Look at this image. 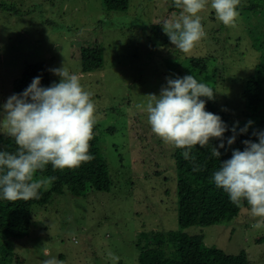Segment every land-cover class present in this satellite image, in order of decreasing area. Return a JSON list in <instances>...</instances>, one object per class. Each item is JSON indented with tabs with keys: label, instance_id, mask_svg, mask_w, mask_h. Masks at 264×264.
Instances as JSON below:
<instances>
[{
	"label": "rangeland",
	"instance_id": "374dc122",
	"mask_svg": "<svg viewBox=\"0 0 264 264\" xmlns=\"http://www.w3.org/2000/svg\"><path fill=\"white\" fill-rule=\"evenodd\" d=\"M168 4L130 0L127 11L107 12L102 0H0V106L14 94V80L27 63L43 62L49 70L64 62L93 94L101 145L114 180L110 191L52 195L46 205H33L29 233L9 241L15 257L24 260L17 264H42L52 256L65 264H139L142 231L163 232L170 243L178 241L173 148L151 131L141 105L146 107L147 95L160 94L166 78L185 69L186 57H207L209 73L201 82L214 85L221 111L242 117L241 92L245 81L255 76L263 53L255 46L260 39L244 27L251 14L254 22L261 15L264 20V11H242L240 24L231 32L223 29L215 44L209 39L211 26L219 29L216 24L221 22L209 3L200 13L206 36L186 55L163 31L162 23L181 11H170ZM95 44L101 46L103 64L84 73L81 48ZM49 76L51 84L59 82L51 71ZM113 127L116 130L108 132ZM247 214L248 210L225 223L184 231L203 234L206 247L229 254L246 249L250 264H264V244L255 242L264 235V226L252 228L254 218ZM109 251L119 260L113 262Z\"/></svg>",
	"mask_w": 264,
	"mask_h": 264
},
{
	"label": "clouds",
	"instance_id": "9594fccd",
	"mask_svg": "<svg viewBox=\"0 0 264 264\" xmlns=\"http://www.w3.org/2000/svg\"><path fill=\"white\" fill-rule=\"evenodd\" d=\"M173 2L181 11L165 20L162 27L170 43L186 55L206 36L200 13L209 3L217 20L226 27H235L240 16L241 0ZM49 71L60 78L59 82L45 87L41 76L34 77L23 92L9 96L0 106V133L17 146L15 152L0 150V198L10 202L39 199L41 189L47 190L56 179L37 175L49 165L54 171L76 169L94 158L90 154L97 122L93 94L64 62ZM166 79L167 85L160 94L147 95L146 107L141 105L151 131L165 144L182 149L185 160H195L191 152L198 145L205 148L210 141L219 140V145L211 146L210 151L220 160L229 128L219 115L206 110L207 100L215 99L214 89L193 75ZM252 123L248 121L237 132V122L231 128L233 135L227 139V146L235 144L237 135L247 133ZM253 135L256 141L244 140L243 150L233 149L230 159L220 160L211 180L237 208H243L246 202L250 216L256 218L252 228L260 229L264 226V131H255ZM107 255L113 262L119 260L111 251ZM42 264L65 262L52 256Z\"/></svg>",
	"mask_w": 264,
	"mask_h": 264
},
{
	"label": "trees",
	"instance_id": "16d2710c",
	"mask_svg": "<svg viewBox=\"0 0 264 264\" xmlns=\"http://www.w3.org/2000/svg\"><path fill=\"white\" fill-rule=\"evenodd\" d=\"M169 2V10H177L174 7L173 0ZM105 11H127L130 6V0H102ZM247 10L249 13L264 11V0H241L238 11ZM106 12V13H107ZM108 14V13H107ZM215 15V11H212ZM251 14L247 19L244 31L249 33L259 42L255 46L263 51L259 55V62L256 65L255 76L247 79L241 92V100L244 106L243 116L235 118L226 111H221L217 106V99L207 100L206 110L219 115L228 125L229 131L225 133V148L220 149L222 155L220 160L231 158L232 150L239 148L243 150L244 140L256 141L253 135L255 131H264V43L260 37H264V20L262 15L255 20ZM262 19V20H261ZM215 20V17H212ZM239 20V18H238ZM236 25H239L238 22ZM253 21V22H252ZM219 29L211 28L212 42L219 43L221 40V32H231L233 27H226L223 23L217 22ZM221 25V26H220ZM215 26V27H216ZM157 28V27H156ZM154 30V28H153ZM262 32V34L259 33ZM156 34L155 30L153 32ZM259 51V52H260ZM184 62L185 69L174 74L173 79L177 76L193 75L199 81L209 73L210 58L207 57H186ZM190 58V59H188ZM82 72L89 73L98 70L103 64V52L98 44L85 46L81 48ZM187 73V74H185ZM41 76L42 86H50L49 70L45 63L34 62L27 63L24 73L21 77L14 80L13 93L19 94L23 92L32 82L34 77ZM216 93L214 85L209 84ZM248 121H252V125L248 128L247 133L237 135L235 144L231 147L227 146V139L233 133L231 128L238 122L239 128H243ZM96 122L94 128V137L90 142V154L94 157L90 162L82 164L76 169H65L63 171L53 170L49 165L46 170L37 175L55 176V181L47 190L41 189L40 198L30 201L10 202L0 198V264H16L23 263V259L16 254L13 247L9 244L11 239L24 237L29 233L31 224L33 223V205H46L52 195L83 196L87 190L110 191L113 186V178L109 170V165L101 145V137ZM116 130L114 127L108 132ZM142 140L143 137H141ZM160 142L161 140L158 139ZM158 141V142H159ZM219 140L210 141L209 146L205 148L197 147L192 149L191 155L195 156V160H185L182 149L172 146L170 158L174 159V167L176 169L177 194H178V224L179 235L177 242L174 244L169 242L163 232H147L142 231L140 234V253L138 257L139 264H250L249 255L246 249H242L237 254L226 253L223 249L216 246L204 245L203 234H190L185 229L194 226L207 227L230 221L248 210L249 206L245 202L243 208H237L229 199L228 194L222 189L217 188L211 180L212 173L218 170L220 160L211 155V146H218ZM16 145L14 141L6 135L0 133V150L15 152ZM199 167L200 171H193ZM235 207V209H233ZM251 217V216H250ZM256 222V218H254ZM145 242L144 244L142 242ZM255 242L264 244V235L257 237ZM142 243V245H141ZM170 247V251L168 250ZM14 258H17L16 260Z\"/></svg>",
	"mask_w": 264,
	"mask_h": 264
}]
</instances>
